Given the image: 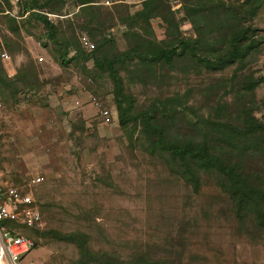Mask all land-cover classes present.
Instances as JSON below:
<instances>
[{"label":"rangeland","instance_id":"1","mask_svg":"<svg viewBox=\"0 0 264 264\" xmlns=\"http://www.w3.org/2000/svg\"><path fill=\"white\" fill-rule=\"evenodd\" d=\"M145 1L0 0V55L8 57L0 58V184L29 188L41 230L54 231L42 238L24 229L36 240L25 262L264 264V0H221L227 21L207 11L217 0H153L161 14L149 27L132 19ZM37 17L55 26V45ZM246 27L241 59L223 68L197 61L225 56L231 33ZM80 36L113 60L118 82L105 66L72 59L64 42ZM182 40L201 41L178 48L169 64L149 61ZM117 97L130 109L123 127ZM101 109L111 123L100 122ZM141 116L157 121L165 141L217 134L215 124L241 130L253 119L249 152L215 151L239 164L258 206L236 202L214 172L200 173L194 188Z\"/></svg>","mask_w":264,"mask_h":264},{"label":"trees","instance_id":"2","mask_svg":"<svg viewBox=\"0 0 264 264\" xmlns=\"http://www.w3.org/2000/svg\"><path fill=\"white\" fill-rule=\"evenodd\" d=\"M89 3L90 1H84L81 4L85 6ZM152 3L153 0L143 2L141 8L133 13L132 19L134 18L138 21L141 20L143 21V24L148 25V20L154 17H159L161 13L156 6L152 5ZM207 11L214 14L216 11H220L224 16L223 20L227 21V17L224 14L223 4L221 0H217V4L209 7ZM193 13H197V11L192 12V14ZM217 17L219 16H214V19ZM36 20L43 25L45 29L46 40L55 45L57 42L55 26L51 25L43 17H37ZM249 30L250 29L246 27L241 28L237 32L231 33V37L227 41V53L225 54V56H216L214 61L203 58H197V61L209 68H223L231 62L241 59L244 56L246 50L250 48V44H248L249 42H246V40H248L247 33L249 32ZM200 41L197 40L190 43L195 45ZM190 43H188L186 40H182L177 42V46L174 48H168L164 51L161 49H155L154 52L150 54L149 61L169 64L171 62V59L178 54L176 53L177 49L179 48L182 51L184 49H190ZM64 46H67L66 48L69 47L74 51V56L72 57V59L76 58L78 60H81L83 63L90 60L92 61L93 67L99 69L105 66L111 72L110 76L112 80L115 81L116 76L113 69V60L106 61L101 57H97V47L95 48L93 46V49L90 52H85L83 49H81L78 39L75 43H68L67 41H65ZM42 47L46 48V44H42ZM59 57V61L63 65H65L64 56L60 55ZM29 92H32L36 95L39 91L37 89H34L30 90ZM116 96H118V94ZM118 98L119 97H117L115 101V107L118 114V124L119 126L123 127L128 120L130 109L129 107H123L122 101ZM139 121L142 122L143 129L148 130L151 136L152 134H156L158 136L159 139H157V141H153V144L160 145L165 157L167 158V163L171 162V165H173V167L180 170L178 175H180L185 181L189 182L194 188L198 185L200 173L214 172L221 177L223 182L226 181L229 184V187L231 188V196L232 198H235L236 202L243 205H251L253 207L258 206V204H255L257 202L258 196H251V193H253L254 191L251 192L249 188H245L243 185L244 182L241 181L243 179L241 178V175L239 173V164L236 162L233 164L227 163L215 151L216 148L221 152L222 147L229 148V146L238 153L248 151L249 148L252 149V147L256 143V138L251 136L252 134H256V131H254L256 129V127L254 126L255 121L253 119H249V121L246 120V122L243 123L241 130L228 128V132H226L225 129H219V127H222L221 125L215 124L214 127H216L218 131L217 134H199L184 137L180 140L170 139L167 141H165V139H163V137L159 135L160 128L158 127L157 121H153L151 118H146V116H141L139 118ZM38 210L42 216V208H39L38 206ZM27 231L29 233H32L36 237L39 236L42 238H51V235L54 234V231L50 230L44 232L43 230ZM26 233L27 232H24L27 237L33 239L35 246V238ZM148 264H154V262H148Z\"/></svg>","mask_w":264,"mask_h":264},{"label":"built area","instance_id":"3","mask_svg":"<svg viewBox=\"0 0 264 264\" xmlns=\"http://www.w3.org/2000/svg\"><path fill=\"white\" fill-rule=\"evenodd\" d=\"M10 2L15 4L18 0ZM78 42L85 52L93 49L92 42L86 36L78 37ZM0 58L8 59L5 53ZM92 101L96 104L93 99ZM98 113L102 124L111 123L112 115L109 110L101 109ZM30 182L37 184L40 178L34 177ZM43 225L42 216L29 188L0 184V264H29L25 262V257L35 246L33 239L24 234V229L37 231Z\"/></svg>","mask_w":264,"mask_h":264},{"label":"crops","instance_id":"4","mask_svg":"<svg viewBox=\"0 0 264 264\" xmlns=\"http://www.w3.org/2000/svg\"><path fill=\"white\" fill-rule=\"evenodd\" d=\"M9 2H10V0H9ZM11 3V2H10Z\"/></svg>","mask_w":264,"mask_h":264}]
</instances>
